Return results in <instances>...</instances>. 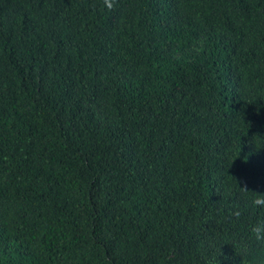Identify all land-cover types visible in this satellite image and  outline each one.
Returning a JSON list of instances; mask_svg holds the SVG:
<instances>
[{
  "label": "trees",
  "instance_id": "16d2710c",
  "mask_svg": "<svg viewBox=\"0 0 264 264\" xmlns=\"http://www.w3.org/2000/svg\"><path fill=\"white\" fill-rule=\"evenodd\" d=\"M257 223L264 0H0V264H264Z\"/></svg>",
  "mask_w": 264,
  "mask_h": 264
},
{
  "label": "clouds",
  "instance_id": "9594fccd",
  "mask_svg": "<svg viewBox=\"0 0 264 264\" xmlns=\"http://www.w3.org/2000/svg\"><path fill=\"white\" fill-rule=\"evenodd\" d=\"M255 204H260L261 201H254ZM251 232L255 238V240L259 242H264V223H257L251 228Z\"/></svg>",
  "mask_w": 264,
  "mask_h": 264
}]
</instances>
